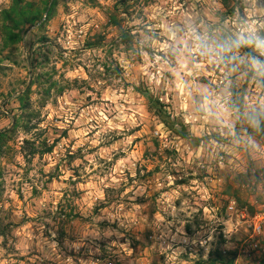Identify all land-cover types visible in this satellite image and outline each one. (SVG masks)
<instances>
[{"label": "rangeland", "instance_id": "rangeland-1", "mask_svg": "<svg viewBox=\"0 0 264 264\" xmlns=\"http://www.w3.org/2000/svg\"><path fill=\"white\" fill-rule=\"evenodd\" d=\"M16 1L0 0V264H264V122L246 118L264 78L193 38L264 37V0Z\"/></svg>", "mask_w": 264, "mask_h": 264}, {"label": "clouds", "instance_id": "clouds-1", "mask_svg": "<svg viewBox=\"0 0 264 264\" xmlns=\"http://www.w3.org/2000/svg\"><path fill=\"white\" fill-rule=\"evenodd\" d=\"M193 38L199 55L224 67H230L233 71L236 70L237 63L244 64L255 75L264 78V60L260 59V56H264V37L253 33H242L236 36L213 38L210 35L193 32ZM242 47H251L259 55L249 53L242 57L239 55ZM246 118L253 127L259 128L264 122V106L249 112Z\"/></svg>", "mask_w": 264, "mask_h": 264}, {"label": "trees", "instance_id": "trees-1", "mask_svg": "<svg viewBox=\"0 0 264 264\" xmlns=\"http://www.w3.org/2000/svg\"><path fill=\"white\" fill-rule=\"evenodd\" d=\"M123 5V3L121 4ZM124 7H120L119 5L114 6L113 10L109 9L106 14H107V18H108V22L111 26H114L117 28L118 33H119V37L121 38V40H124V42L127 40V33L125 31V28H123L122 24L119 21V16L117 14L123 13L121 10ZM21 1L17 0L16 3L13 6V10H15V13L17 12H21ZM50 11L49 8H46L45 11ZM50 13V12H49ZM9 14V13H8ZM12 15H9V17H11ZM12 19V18H11ZM41 19V17H33L30 21V23L32 25H35L39 20ZM18 26V25H17ZM19 27V26H18ZM95 45H90V48L94 47ZM180 136L185 137V135H183L182 133H179ZM28 143V141H26ZM51 152V149H48L45 153H49ZM32 154H37L36 150L32 153ZM234 263V259H231L229 261H227L226 257L223 255V253H217L215 258H210L207 261H204L202 263L199 264H233Z\"/></svg>", "mask_w": 264, "mask_h": 264}, {"label": "built area", "instance_id": "built-area-1", "mask_svg": "<svg viewBox=\"0 0 264 264\" xmlns=\"http://www.w3.org/2000/svg\"><path fill=\"white\" fill-rule=\"evenodd\" d=\"M230 209H233V207L231 206V207H230ZM254 218H257V217H254ZM254 228H255V230H256V231H257V230H258V231H260V228H259V227H257L256 225H255V227H254Z\"/></svg>", "mask_w": 264, "mask_h": 264}]
</instances>
